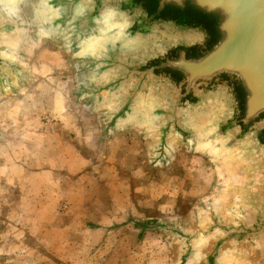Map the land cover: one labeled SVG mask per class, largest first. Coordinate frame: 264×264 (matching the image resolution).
Listing matches in <instances>:
<instances>
[{"label": "water", "instance_id": "water-1", "mask_svg": "<svg viewBox=\"0 0 264 264\" xmlns=\"http://www.w3.org/2000/svg\"><path fill=\"white\" fill-rule=\"evenodd\" d=\"M50 6L72 46L96 37L106 14L123 25L124 42L103 43L84 60L95 81L82 96L110 102L107 126L147 112L162 158L171 142L193 139V119L208 116L204 134L236 167L234 196L220 213L184 232L171 230L181 243L180 263L201 245L205 264L224 255L264 264V0H50ZM10 13L0 0V91L22 71L10 56L18 30Z\"/></svg>", "mask_w": 264, "mask_h": 264}, {"label": "rangeland", "instance_id": "rangeland-1", "mask_svg": "<svg viewBox=\"0 0 264 264\" xmlns=\"http://www.w3.org/2000/svg\"><path fill=\"white\" fill-rule=\"evenodd\" d=\"M4 1L18 24V30L12 39L10 56L12 61L22 68L24 74L22 78H14L12 89L2 93L0 100L9 97L14 103L18 102L20 97L24 96V91L34 85L30 74L33 75L46 67L42 65H48V71L57 73L58 86L68 87L65 88L66 95L70 94L71 90L73 98L70 95L69 102L87 104V108H90L85 109V113L77 110L74 112L81 113L80 117L98 113L102 118V125L104 119L107 124L110 102L95 105L82 96L83 89L95 81L84 65L86 57L94 51L89 54L82 51V46L90 42L72 46L66 32L55 24L57 16L53 10L48 18L43 20V3L52 9L50 0ZM101 32L102 30L91 40L99 38ZM44 59L49 63H43ZM136 116L138 115L131 116L119 125L118 128L121 129L118 133L121 139L116 135L118 137L107 143L106 150L111 152L116 149L119 152V156L116 155L108 161H111L112 165L115 163L122 167L117 181L128 189V194L127 197L124 196L123 201V221L108 224L106 230L109 234L106 235H122L121 242L124 247H128L131 233L133 232L132 238H135L134 234L137 232L140 245L147 241L151 244H146L145 247L166 245L169 249L172 248L174 253L171 264H177L182 248L180 240L171 230L184 232L193 223L202 221L210 212L220 213L234 196L236 167L208 140L204 132H201L203 135L200 138L195 129L191 141L172 143L165 156L160 158L153 144L149 125L133 122ZM48 118L52 120L49 115L41 118L44 125H48L45 122ZM108 127L106 131L109 130ZM62 209L65 210L66 207L63 206ZM42 235L43 233L30 230L27 231V236L23 234V238L0 239L2 251H10L18 246L25 251L20 254H1L0 264H67L66 243L57 238H43ZM99 239L101 240L102 236L99 235ZM106 241L107 244H114L115 239ZM52 250L54 254H51ZM202 253L204 255V248L197 245L190 264H205ZM163 258L167 259L165 251ZM91 261H94L93 255L90 256L89 262ZM98 261L101 264L132 262L130 256L124 253V248L120 250L116 261L114 256L107 255L101 256ZM138 263L146 264L144 255ZM218 264L247 262L224 255Z\"/></svg>", "mask_w": 264, "mask_h": 264}, {"label": "crops", "instance_id": "crops-1", "mask_svg": "<svg viewBox=\"0 0 264 264\" xmlns=\"http://www.w3.org/2000/svg\"><path fill=\"white\" fill-rule=\"evenodd\" d=\"M43 66L30 74L34 85L18 102L9 97L0 100V239L23 238L30 230L43 233V238H57L66 243L67 264H101L98 258L103 255L114 256L116 261L123 248L130 264L140 262L143 255L146 264H171L172 248L145 247L151 244L147 241L140 245L137 232L135 238L131 233L128 247L123 246L122 235H106L108 224L123 221L128 194L118 182L122 167L108 161L119 152L106 150L121 128L115 124L106 131V120L103 126L98 113L80 117L90 108L69 102L71 90L66 95L68 87L58 86L57 73ZM12 87L0 91V97ZM45 115L55 125H44L41 118ZM111 238L114 244H107ZM12 252L25 251L18 246L0 250V255ZM92 255L94 261L89 262ZM177 264H181L180 255Z\"/></svg>", "mask_w": 264, "mask_h": 264}, {"label": "bare ground", "instance_id": "bare-ground-1", "mask_svg": "<svg viewBox=\"0 0 264 264\" xmlns=\"http://www.w3.org/2000/svg\"><path fill=\"white\" fill-rule=\"evenodd\" d=\"M43 11H42V18L43 20H46L49 16V13H52V9L48 6H46L45 3H43ZM51 11V12H50ZM118 17L112 13L106 14L103 18H102V32L100 33L99 38L95 39V40H91L88 41L90 43L82 46V51H84L85 53H92L94 50H96L101 44L106 43V42H110V43H114V42H124V39L122 38V26L123 25H119V23L117 22ZM117 22V23H116ZM55 34V32H54ZM147 109V108H146ZM147 115V112H145ZM138 116L133 118V122H141V124L143 125H148L150 124V121L146 115H144V113L138 112V114H136ZM209 117L208 116H201L199 118H195L192 120V123L190 124L191 130L195 129L198 134L199 137L202 138V133L203 132V127L204 125L206 126V123L208 121ZM151 120V119H150ZM207 120V121H206ZM202 142V141H201ZM173 142H171L169 144H172ZM232 165V164H231ZM224 216V215H223ZM191 263V260L188 262V264Z\"/></svg>", "mask_w": 264, "mask_h": 264}, {"label": "built area", "instance_id": "built-area-1", "mask_svg": "<svg viewBox=\"0 0 264 264\" xmlns=\"http://www.w3.org/2000/svg\"><path fill=\"white\" fill-rule=\"evenodd\" d=\"M44 120H45V119H44ZM45 122H46V124H48V126H50V125H52L55 121H54L53 119L51 120V119L48 118Z\"/></svg>", "mask_w": 264, "mask_h": 264}]
</instances>
